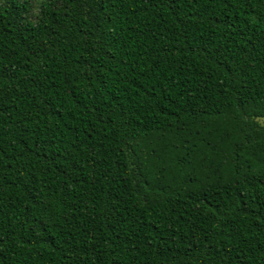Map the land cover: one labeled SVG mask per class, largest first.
Wrapping results in <instances>:
<instances>
[{"label":"trees","instance_id":"trees-1","mask_svg":"<svg viewBox=\"0 0 264 264\" xmlns=\"http://www.w3.org/2000/svg\"><path fill=\"white\" fill-rule=\"evenodd\" d=\"M0 264H264V0H0Z\"/></svg>","mask_w":264,"mask_h":264}]
</instances>
